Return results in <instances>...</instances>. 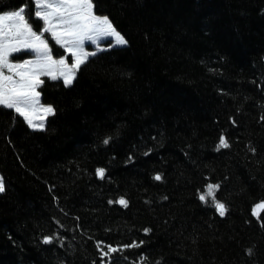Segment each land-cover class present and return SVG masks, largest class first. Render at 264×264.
Instances as JSON below:
<instances>
[{
  "label": "trees",
  "instance_id": "1",
  "mask_svg": "<svg viewBox=\"0 0 264 264\" xmlns=\"http://www.w3.org/2000/svg\"><path fill=\"white\" fill-rule=\"evenodd\" d=\"M90 1L127 44L0 105V264H264V0Z\"/></svg>",
  "mask_w": 264,
  "mask_h": 264
},
{
  "label": "rangeland",
  "instance_id": "2",
  "mask_svg": "<svg viewBox=\"0 0 264 264\" xmlns=\"http://www.w3.org/2000/svg\"><path fill=\"white\" fill-rule=\"evenodd\" d=\"M37 6L44 31L40 35L23 10L0 13V105L14 108L31 128L44 129L53 108L42 105L38 96L40 77L71 85L93 52L110 41L113 46L127 42L107 17L91 11L90 0H38ZM48 39L65 56L54 58ZM3 190L0 175V193Z\"/></svg>",
  "mask_w": 264,
  "mask_h": 264
},
{
  "label": "water",
  "instance_id": "3",
  "mask_svg": "<svg viewBox=\"0 0 264 264\" xmlns=\"http://www.w3.org/2000/svg\"><path fill=\"white\" fill-rule=\"evenodd\" d=\"M99 176L101 177L102 176V172L99 173ZM121 204H123V202H120Z\"/></svg>",
  "mask_w": 264,
  "mask_h": 264
}]
</instances>
